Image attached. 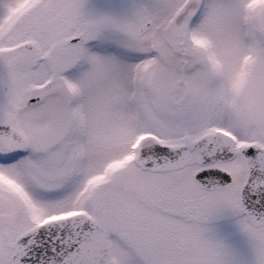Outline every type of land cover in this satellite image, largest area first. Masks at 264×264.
Wrapping results in <instances>:
<instances>
[{"label":"snow or ice","instance_id":"obj_1","mask_svg":"<svg viewBox=\"0 0 264 264\" xmlns=\"http://www.w3.org/2000/svg\"><path fill=\"white\" fill-rule=\"evenodd\" d=\"M0 264H264V0H0Z\"/></svg>","mask_w":264,"mask_h":264}]
</instances>
